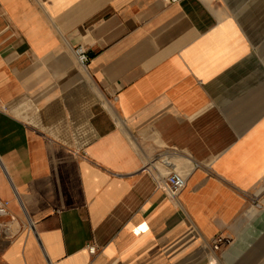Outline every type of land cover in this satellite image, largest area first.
Here are the masks:
<instances>
[{"label": "crops", "instance_id": "1", "mask_svg": "<svg viewBox=\"0 0 264 264\" xmlns=\"http://www.w3.org/2000/svg\"><path fill=\"white\" fill-rule=\"evenodd\" d=\"M0 202V264H264V0H0Z\"/></svg>", "mask_w": 264, "mask_h": 264}, {"label": "built area", "instance_id": "2", "mask_svg": "<svg viewBox=\"0 0 264 264\" xmlns=\"http://www.w3.org/2000/svg\"><path fill=\"white\" fill-rule=\"evenodd\" d=\"M169 4L179 3L182 0H165ZM74 57L76 58L77 62L82 65L86 66L89 62V57L85 48L81 45H78L73 51ZM164 185L169 193V195H176L178 191L184 186V179L179 173H170L165 177ZM6 206L5 203L0 202V218L6 216ZM7 231V226L0 222V235ZM221 242V238L217 237L213 240V248L218 249V244ZM88 251L90 254H95L94 246H89Z\"/></svg>", "mask_w": 264, "mask_h": 264}]
</instances>
